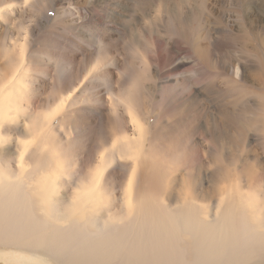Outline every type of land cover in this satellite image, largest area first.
Returning a JSON list of instances; mask_svg holds the SVG:
<instances>
[{
	"label": "rangeland",
	"instance_id": "374dc122",
	"mask_svg": "<svg viewBox=\"0 0 264 264\" xmlns=\"http://www.w3.org/2000/svg\"><path fill=\"white\" fill-rule=\"evenodd\" d=\"M31 148L65 156L40 177L95 205L93 228L0 241V264H142L103 229L128 218L135 169L169 215L210 221L220 192L263 204L264 0H0V165L13 180Z\"/></svg>",
	"mask_w": 264,
	"mask_h": 264
},
{
	"label": "bare ground",
	"instance_id": "6f19581e",
	"mask_svg": "<svg viewBox=\"0 0 264 264\" xmlns=\"http://www.w3.org/2000/svg\"><path fill=\"white\" fill-rule=\"evenodd\" d=\"M129 89L133 88L129 87L126 90L129 93H126L127 99L124 98L128 100L127 106L131 108L137 95ZM221 125L212 128L217 133L218 140L220 139L218 137L222 138V135L226 134L225 123ZM132 142L124 145H128L129 149ZM27 145L30 144L26 143ZM38 145L40 146L39 143ZM40 150L31 148L27 151L26 156L32 154L35 160L25 166L27 169L30 165L34 167L29 170L22 168L24 173H27H23V178L19 176V179L13 180L14 176H8L5 167L0 165V241L8 240L10 243L28 245L33 242L37 230L46 224L55 233H62L68 224H71L74 231L79 234L93 228L92 212L95 205L91 207L88 199L78 193H74V197L68 202L65 201L64 198L67 196L62 194L60 196L54 180L49 184L43 179L45 175L40 177L44 171L41 162L55 170L58 166L65 167L67 164L65 156L62 154L61 159L57 154L47 155ZM43 156L48 160L44 161ZM136 172L135 169L129 192H126L129 193L130 201L128 218L122 214L118 215L124 220L122 223L113 222L115 215L103 219V229L111 238L113 246H124L128 253L134 254L142 264H264V202L261 204L256 198L246 195L236 199L233 195L220 192L218 213L210 221L199 219L195 214H183L186 211L177 216L169 215L142 193ZM22 187L28 188L29 191H24ZM97 187L98 181L95 191ZM37 189L42 190L35 192ZM92 190L93 188L90 192ZM86 191L84 189V192ZM97 205H100L99 200ZM87 211H90V215L84 217ZM38 242L44 243L39 245V248L47 250L51 246L52 237ZM32 251L35 252L36 249L32 247Z\"/></svg>",
	"mask_w": 264,
	"mask_h": 264
}]
</instances>
